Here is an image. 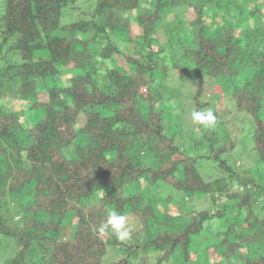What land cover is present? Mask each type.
<instances>
[{
    "label": "trees",
    "instance_id": "1",
    "mask_svg": "<svg viewBox=\"0 0 264 264\" xmlns=\"http://www.w3.org/2000/svg\"><path fill=\"white\" fill-rule=\"evenodd\" d=\"M75 1L3 0L0 50L12 41L21 57L0 72V236L15 246L6 264H104L116 245L126 255L109 264H132L138 252L154 253L156 264H232L236 253L237 264H264V213H256L264 210L256 200L264 188L223 158L237 137L224 119L196 123L200 134L187 149L186 134L179 128L175 141V127L164 124L168 110L157 103L168 87L162 77L187 75L196 87L194 111H203L204 85L216 78L252 119L251 147L264 162V46L257 42L264 0H252L253 9L240 0H153L136 16L137 42L127 12L143 0H95L87 17L62 24L63 9ZM217 18L223 22L210 32ZM160 57L172 66L157 70ZM178 88L166 98L180 103ZM22 101L27 109H16ZM31 109L42 115L30 124L24 116ZM201 158L217 159L222 175L205 181ZM166 186L191 200L229 201L213 211L179 208L160 220L159 201L148 197ZM167 199L178 204L174 195ZM109 207L127 217L129 244L110 228L98 231ZM214 254L225 260L212 262Z\"/></svg>",
    "mask_w": 264,
    "mask_h": 264
},
{
    "label": "rangeland",
    "instance_id": "2",
    "mask_svg": "<svg viewBox=\"0 0 264 264\" xmlns=\"http://www.w3.org/2000/svg\"><path fill=\"white\" fill-rule=\"evenodd\" d=\"M259 2L262 0H258ZM240 2H246V5L249 9H253L255 3L252 0H240ZM95 4V0H76L74 4L69 5L63 9V15L61 18L62 24L70 23L74 20L80 19L82 17H87L89 12L92 10V7ZM264 6V5H263ZM3 0H0V13L3 12ZM147 7L149 10L153 8V0H143L140 5L137 7V9H132L127 12L128 17L130 18L131 21V26H132V31L136 35H134V41L137 42L136 37L138 33V26H137V20L136 16L137 14L143 12V8ZM185 8L181 7L178 9L176 12L184 11ZM263 14H264V8H263ZM259 15V13H257ZM222 17H228L224 15V13H221ZM259 19V18H258ZM223 19L221 20L217 18L215 23H213L212 28L210 29L212 32L213 28L218 26V24L222 23ZM259 26L264 25V15L261 17V19L258 21ZM185 27L188 28V23H185ZM187 30V29H186ZM260 30H264L263 28ZM1 32V31H0ZM187 33V32H186ZM186 33L184 35L186 36ZM1 38V37H0ZM255 38V36H254ZM264 38V35H260L257 42L261 41V45L264 46V42H262ZM120 50L121 52H125L128 47L126 46L125 43L119 42ZM9 44H13L12 41L4 45L3 49L1 48L0 50V72L2 73L3 70H5L6 65L8 64H18L21 63V57L19 56L18 52L14 49H10L8 46ZM155 47V50L157 48L163 47L162 44V39H159V42H157ZM10 49V50H9ZM167 53H169V48H166ZM161 56L164 54V50L160 52ZM122 54V53H121ZM120 55L118 54L117 57ZM170 56H168L169 58ZM158 62V65H156V69L159 70L162 66H169L171 67L172 65L170 64L172 60H167ZM181 66V65H179ZM128 68H126V71ZM69 76V75H67ZM64 76L61 77L63 80L61 82V85H65L68 83V77ZM187 75H185L183 78L180 77V80H172L168 77H162V80L165 84L166 89L164 90V95L157 101L158 106H163L164 108H167V112L169 113L168 116L165 118V125L168 127V124H172L174 129V133L177 134V131L179 128H182V133L186 134V139H188L184 143L185 148H189V145L193 142V140L189 138L195 137V135L200 134V128L197 127L196 122L193 121L191 113L195 109V103L193 102V94L195 92V83L193 80H189L190 78H186ZM208 82L204 85V90L200 96V100L202 103L206 102V105H203V110H211L214 115L217 116L216 123H220L221 120H225L227 122V125L229 126V130L232 133V135L236 136V142L238 143L233 149L227 150L226 153L223 154V158L229 162V164H232V166L236 168L235 171L242 172L244 171L241 176H248L252 177L253 179L257 181L260 179L259 184L264 188V162L260 161L258 159V155L255 150L252 149L251 145L252 144V133H253V124H252V119L246 115L245 113H241L235 108L234 105V100L232 95L230 94H223V89L225 87L223 84L219 85L218 80L216 78H210L207 80ZM217 84V85H216ZM180 87L178 88L179 96L180 98V103H178V100L175 98L173 99H167L166 97L170 95V92L173 87ZM226 91V89H225ZM181 96V97H180ZM221 96V97H220ZM41 100H44L43 96H40ZM5 100H8V97L4 98ZM10 100V99H9ZM221 103L219 106L218 103ZM29 106L28 102H21L20 105L15 103L14 107L16 109L22 107L24 109H27ZM241 113V114H240ZM42 115V109H34V110H28L26 111V114L24 116V120L27 123H32L34 121H37ZM261 116L264 117V111H261ZM169 128V127H168ZM167 129V128H165ZM170 129V128H169ZM167 131V130H166ZM175 141L178 143L180 142V137L177 134L175 137ZM73 150V147L71 149H67L68 153L70 154L71 151ZM194 154V152H191ZM147 157H144L143 161L147 163ZM197 168L202 175L203 179L205 181H211L216 179L217 177L221 176V170L218 167V160L217 159H206V158H201L197 161ZM243 184L240 183V181H232V188L235 190L242 191L243 190ZM166 191L163 192L162 194H159L155 190H151V194H154L152 198L148 197V199H155L158 202L157 205V212L160 217H157L158 219H162L163 216L169 212L172 214H178L180 213L179 208H185V210L188 212L190 211H196V210H201V209H206L213 211L214 208L217 206L229 201V198H227L226 195H221L216 197L215 203L210 202L207 197H203V199H190L188 196H179L180 192L174 190L171 186H166ZM261 190H258V192ZM131 192V189H127V193ZM149 192V193H150ZM254 194H256L254 192ZM174 195L175 198H177L178 204H170L168 202L167 197ZM210 197V196H208ZM206 198V199H205ZM258 204L262 207H264V195L260 194L258 198H256ZM84 201V200H83ZM89 202V201H84ZM90 202H95V198L90 200ZM109 211L112 210V207H109ZM184 210V209H183ZM256 210V209H255ZM234 212V209L230 210V213L232 214ZM257 214L264 213V210H257ZM20 216L15 215L13 217V220L17 221L19 220ZM253 219V216L250 217V220ZM77 221V218L72 219V224H75ZM129 224V221H128ZM140 225V223H139ZM139 225L134 221V228H138ZM71 231V229H70ZM72 235V234H71ZM143 236L142 233L139 234V238L141 239ZM131 239V237H130ZM125 240L123 241L124 243L129 244L131 240ZM7 239L0 236V264H6L10 259L13 257V254L15 252V246L14 245H8ZM126 246L125 245H116L112 246L108 249V252L104 258V264H109L113 262L114 260L119 259L120 257H123L126 255L125 252ZM142 253L138 252L137 255H134V257L131 258L132 264H156V255L153 253H149L147 256L144 258L142 257ZM196 254L195 252H191V258L195 259ZM232 257H235V261L233 259L230 260V263L232 264H237L240 263V256L236 253ZM143 258V259H142ZM212 262L215 263H222L221 261H224L225 259L219 257L218 255L214 254L211 256L210 259ZM31 264H41V261L39 258H36L33 263ZM164 264V263H163Z\"/></svg>",
    "mask_w": 264,
    "mask_h": 264
},
{
    "label": "clouds",
    "instance_id": "3",
    "mask_svg": "<svg viewBox=\"0 0 264 264\" xmlns=\"http://www.w3.org/2000/svg\"><path fill=\"white\" fill-rule=\"evenodd\" d=\"M194 122L205 127L215 126L217 117L209 110L193 111L191 113ZM111 229L116 238L120 241L130 239L131 225L128 224L127 217L112 210L108 213L107 219L101 223L98 231L103 233Z\"/></svg>",
    "mask_w": 264,
    "mask_h": 264
}]
</instances>
